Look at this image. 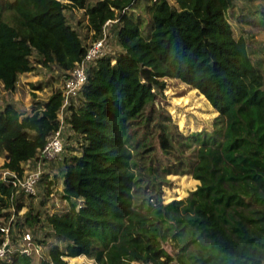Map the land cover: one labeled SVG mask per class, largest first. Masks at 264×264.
I'll use <instances>...</instances> for the list:
<instances>
[{"label":"trees","instance_id":"trees-1","mask_svg":"<svg viewBox=\"0 0 264 264\" xmlns=\"http://www.w3.org/2000/svg\"><path fill=\"white\" fill-rule=\"evenodd\" d=\"M234 1L0 0V85L13 94L38 66L67 75L109 20L108 40L121 47L91 67L82 96L65 109L81 150L61 157L59 194L43 177L37 194L12 199L17 188L0 172V223L13 208L17 215L0 264L83 255L97 264H264V45L255 44V61L236 37ZM69 10L84 11L89 40ZM243 15L264 27L255 12ZM167 77L205 95L218 112L211 130L179 128L160 98ZM63 101L56 89L32 113L13 102L0 108L2 170L25 172L59 128ZM170 173L200 181L194 212L182 210L183 200H161L157 182ZM25 226L40 252L21 248Z\"/></svg>","mask_w":264,"mask_h":264},{"label":"rangeland","instance_id":"rangeland-1","mask_svg":"<svg viewBox=\"0 0 264 264\" xmlns=\"http://www.w3.org/2000/svg\"><path fill=\"white\" fill-rule=\"evenodd\" d=\"M170 1L173 4L175 3V0ZM262 6L263 5L258 0H235L233 6L228 11V17L233 24L236 37L244 36L246 38L248 41L249 53L255 61L259 56L255 44L261 43L264 45V27L258 28L255 25L248 23V21L245 20L248 19L249 22H251V18H249L250 16L245 17L243 14L250 11L255 12L254 19L260 20L264 18L262 17L263 13L261 12L263 8ZM137 11L141 14L140 16L142 20L147 18L146 13L142 12L140 8ZM83 12V10L66 11L68 19L73 25H79V20H81L80 27L82 29L83 37L88 36L87 40H89L88 38L91 36V33L88 31ZM107 30L108 32H111V35L114 33L111 25L108 26ZM143 33H146V29ZM110 43L111 50L113 48L115 53L121 50L115 37H111ZM63 79L64 76L60 75V72L55 65L51 67L38 66L34 71L25 73L21 76L18 90L14 94L6 91L2 84L0 85V108L6 103L13 102L17 106L24 107L26 111L32 112L33 107L40 104V102L43 103L54 90L62 89ZM166 81V88L160 98L173 119L178 123L179 128L186 134H192L193 132L201 131L203 129L211 130L213 128L214 118L218 112L207 100L205 95L202 94L198 88L187 84L180 79L167 77ZM69 129L71 130L70 127ZM70 130H67L65 134V151L61 157L65 154L72 156L79 153L81 150V138L79 135L72 134L73 131L71 130V132ZM156 143L157 142L154 139V144ZM3 161L4 159L0 158V167L3 164ZM1 171L2 169L0 168V172ZM61 173L62 165L60 159L49 161L45 165L44 177L46 180L56 182V184H53L52 186L53 191L56 193L59 191V186H62V183L58 181ZM157 186L163 202L167 203L173 199L183 200L184 205L182 206V210L184 212H194L196 202L203 197V191L200 189V181L190 174L170 173L166 175L164 181L157 182ZM58 194L56 195L59 197ZM53 202L54 201L49 202L50 205L47 208L48 211L51 210ZM58 202L61 203V205L64 204L59 198ZM189 204L191 205V208L187 209L186 206ZM26 210L27 207L21 212ZM24 228L26 230L29 227L25 226ZM18 238H20V234L18 235ZM50 240L54 241L52 237H49L47 243L43 246V253L45 252V254L48 252V247L51 242ZM68 260L69 264H97L94 259L85 255L77 258H68ZM133 264L141 263L133 262Z\"/></svg>","mask_w":264,"mask_h":264},{"label":"built area","instance_id":"built-area-1","mask_svg":"<svg viewBox=\"0 0 264 264\" xmlns=\"http://www.w3.org/2000/svg\"><path fill=\"white\" fill-rule=\"evenodd\" d=\"M111 22L112 21L109 20L106 25ZM106 25L104 27L103 36L94 41L89 46L86 55L76 63L74 69L67 75H64L62 86L64 101L60 112V126L55 131L54 135L47 141L45 146L40 149L38 157L34 161L25 163L26 169L22 175H19L18 172L9 168L2 170V178L17 188V190L11 195L12 199H14L17 196V193L22 190L25 193L37 194L39 182L45 175V165L49 161L61 159V156L65 151V134L67 130H70V125L66 121L67 113L65 109L73 100L82 96L85 90V85L88 82L91 67L97 64L101 58L114 53L113 48L111 50V43L108 40ZM57 206H60L59 203ZM23 209H25V207ZM16 221L17 215L13 208L9 219L5 221V223L0 224V229L4 234V242L0 245V262L7 256L9 250L13 248L10 245V239L12 230L16 226ZM20 246L25 252H31L33 249L37 252L42 250L40 245L33 242V234L29 229L23 231ZM171 264L177 263L172 262Z\"/></svg>","mask_w":264,"mask_h":264},{"label":"clouds","instance_id":"clouds-1","mask_svg":"<svg viewBox=\"0 0 264 264\" xmlns=\"http://www.w3.org/2000/svg\"><path fill=\"white\" fill-rule=\"evenodd\" d=\"M28 113H32V112H28Z\"/></svg>","mask_w":264,"mask_h":264}]
</instances>
